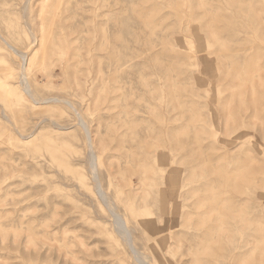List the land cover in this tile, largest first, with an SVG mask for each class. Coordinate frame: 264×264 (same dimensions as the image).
<instances>
[{
    "label": "rangeland",
    "instance_id": "obj_1",
    "mask_svg": "<svg viewBox=\"0 0 264 264\" xmlns=\"http://www.w3.org/2000/svg\"><path fill=\"white\" fill-rule=\"evenodd\" d=\"M112 208L149 264H264V0H0V264H139Z\"/></svg>",
    "mask_w": 264,
    "mask_h": 264
},
{
    "label": "bare ground",
    "instance_id": "obj_2",
    "mask_svg": "<svg viewBox=\"0 0 264 264\" xmlns=\"http://www.w3.org/2000/svg\"><path fill=\"white\" fill-rule=\"evenodd\" d=\"M27 9V8H26ZM27 57H25V62L27 63ZM26 63H25V68L23 69L24 71H23V77L24 78H26V83H27V87L25 88V91H27L30 95H31V97L33 98V100L35 101V104H37V105H42V104H44V103H46V102H48V100H45V102L44 103H39V101L38 100H36L35 98H34V94H33V92L31 91L32 89H30V84H29V81H28V78H27V74H26V70H27V66H26ZM59 100L58 98H55V100ZM65 103V102H64ZM70 103V102H69ZM69 105V104H68ZM72 105V104H71ZM40 107V106H39ZM73 107V106H72ZM74 108H76V107H74ZM77 109V108H76ZM77 113V112H76ZM79 114V113H78ZM79 118L81 119V125L84 127V129H85V131H86V134H87V140H88V144L90 145V147H91V151H90V162H91V167L93 168L92 170L94 171V173L96 172V164H97V162H96V154H95V152H94V149H93V135H92V132L89 130V128L87 127V125L85 124V122L83 121V119H82V117H81V115L79 114ZM77 118H78V116H77ZM174 137H175V135H174ZM23 139V138H22ZM97 173V172H96ZM94 175H96V174H94ZM98 175V174H97ZM94 176V177H96L95 179L97 180L96 182H97V187H98V189L96 188V191L98 192V193H100V195H101V197L103 198L104 196H105V192L103 191V188H102V184H101V181L99 180V176ZM171 179V178H170ZM95 182V183H96ZM211 196H213V195H211ZM208 197V196H207ZM222 200V199H221ZM214 201V200H213ZM110 205V204H109ZM115 206V205H114ZM111 210V212L113 213V215L115 216V218H116V223H117V225H118V229H119V232L123 235V237H124V240L127 242V244L129 245V247H130V249L132 250V252L134 253V255L136 256V260L138 261V263L139 264H149L147 261H146V259H147V257H146V255H144V254H140V252L136 249V247H135V240H134V237H133V234H132V231H131V228L129 227V225L127 224V220L125 219V217L122 215V214H120V213H118L117 211H116V209L115 208H112V209H110ZM214 210V209H213ZM215 212V211H214ZM213 213V212H212ZM212 215H214V213L212 214ZM203 224V223H202ZM221 225V224H220ZM219 228H221L220 226H219Z\"/></svg>",
    "mask_w": 264,
    "mask_h": 264
}]
</instances>
